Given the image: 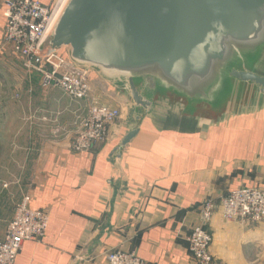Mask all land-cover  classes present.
Here are the masks:
<instances>
[{"label": "crops", "instance_id": "obj_1", "mask_svg": "<svg viewBox=\"0 0 264 264\" xmlns=\"http://www.w3.org/2000/svg\"><path fill=\"white\" fill-rule=\"evenodd\" d=\"M3 12L0 0V41ZM91 77V97L121 114L107 141L87 153L71 149L79 103L55 89L29 90L23 126L10 133L8 162L0 163V240L15 204L28 196L48 224L42 239L22 244L14 264H107L112 249L134 251L147 264H196L186 238L200 204L264 187V113L211 129L169 130L145 120L117 159L133 109ZM207 229L211 264H264V220L247 225L216 212Z\"/></svg>", "mask_w": 264, "mask_h": 264}, {"label": "water", "instance_id": "obj_2", "mask_svg": "<svg viewBox=\"0 0 264 264\" xmlns=\"http://www.w3.org/2000/svg\"><path fill=\"white\" fill-rule=\"evenodd\" d=\"M48 44L133 109L117 159L145 120L264 113V0H68Z\"/></svg>", "mask_w": 264, "mask_h": 264}, {"label": "built area", "instance_id": "obj_3", "mask_svg": "<svg viewBox=\"0 0 264 264\" xmlns=\"http://www.w3.org/2000/svg\"><path fill=\"white\" fill-rule=\"evenodd\" d=\"M5 24L2 44L18 59L21 69L35 75L42 91L55 89L73 103L87 101L88 107L77 118L71 143L74 153L92 151L109 137V129L120 118V109L109 107L91 97V73L77 69L49 44L50 35L68 1L56 0L45 6L38 0H1ZM67 3V2H66ZM29 197H23L15 206L13 216L0 240V264H14L25 241L43 238L48 216L42 210L29 206ZM219 212L226 221L247 225L264 220V187H240L217 201L206 199L200 204L198 224L188 234L187 250L196 264H211L212 236L207 226ZM107 264H147L134 251L112 249L105 254Z\"/></svg>", "mask_w": 264, "mask_h": 264}, {"label": "rangeland", "instance_id": "obj_4", "mask_svg": "<svg viewBox=\"0 0 264 264\" xmlns=\"http://www.w3.org/2000/svg\"><path fill=\"white\" fill-rule=\"evenodd\" d=\"M96 83L97 80H95ZM38 86L35 75L28 76L20 67L18 59L0 41V163L8 161V147L10 133L22 128L21 117L25 111V100L30 89ZM40 89V87L38 86ZM79 116H82L88 107L87 101L79 102ZM20 119H18V117ZM4 171L0 166V173ZM16 206V204H15ZM15 209V207H14Z\"/></svg>", "mask_w": 264, "mask_h": 264}, {"label": "bare ground", "instance_id": "obj_5", "mask_svg": "<svg viewBox=\"0 0 264 264\" xmlns=\"http://www.w3.org/2000/svg\"><path fill=\"white\" fill-rule=\"evenodd\" d=\"M66 0H64L63 2H65ZM67 2V1H66ZM66 2L63 4V6L66 4Z\"/></svg>", "mask_w": 264, "mask_h": 264}]
</instances>
